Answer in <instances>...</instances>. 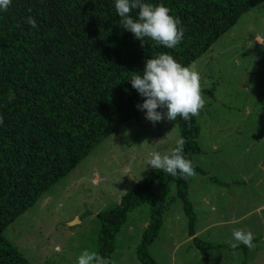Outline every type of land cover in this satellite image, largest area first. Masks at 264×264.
Masks as SVG:
<instances>
[{
  "label": "trees",
  "instance_id": "16d2710c",
  "mask_svg": "<svg viewBox=\"0 0 264 264\" xmlns=\"http://www.w3.org/2000/svg\"><path fill=\"white\" fill-rule=\"evenodd\" d=\"M260 1L144 0L163 3L180 18L184 37L175 48L136 39L120 26L115 0H12L6 12L0 11V264H33L6 239V227L98 143L139 119L137 105L146 98L132 87V74L142 72L147 59L160 53L185 66L195 62ZM131 14L137 18L138 10ZM28 16L38 27L26 23ZM169 123L179 126L195 173L207 174L195 160L202 152L197 116L190 122L178 116ZM189 182L190 177L151 170L119 204L99 214L97 252L113 264L117 234L129 213L147 204L150 222L137 255L143 264H158L149 249L163 226L173 185L195 247L205 257L226 248L197 235Z\"/></svg>",
  "mask_w": 264,
  "mask_h": 264
},
{
  "label": "rangeland",
  "instance_id": "374dc122",
  "mask_svg": "<svg viewBox=\"0 0 264 264\" xmlns=\"http://www.w3.org/2000/svg\"><path fill=\"white\" fill-rule=\"evenodd\" d=\"M205 106L197 116L207 174L190 177L189 199L205 241L226 245L207 257L188 236L189 219L176 186L149 252L158 264H264V0L243 14L195 61ZM163 111V109H158ZM142 111L108 136L4 231L33 264H77L85 248L98 251L99 214L119 204L152 168L155 152L170 151L181 131ZM150 222L147 204L129 213L116 237L113 264H143L137 255ZM206 227V229H204ZM233 229L254 234L255 248L233 250Z\"/></svg>",
  "mask_w": 264,
  "mask_h": 264
},
{
  "label": "clouds",
  "instance_id": "9594fccd",
  "mask_svg": "<svg viewBox=\"0 0 264 264\" xmlns=\"http://www.w3.org/2000/svg\"><path fill=\"white\" fill-rule=\"evenodd\" d=\"M12 0H0V11L6 12ZM115 9L120 17V26L132 32L134 37L145 42V38L154 41L153 47L162 45L175 48L184 37L181 20L170 14V9L163 3L152 4L144 0H115ZM133 9L138 10V17L132 16ZM31 12V9H28ZM26 23L38 27L32 16L26 17ZM132 87L145 97L137 108L145 112V118L153 124L164 120L175 121L177 117L190 122L198 116L205 106L202 78L195 62L185 66L172 55L160 53L147 59L142 72H134L130 77ZM10 100L13 97L9 98ZM158 109H166L158 111ZM0 124L3 117L0 116ZM183 138L177 139L176 146L165 153L155 152L148 159L152 168L163 170L175 177L178 174L187 180L195 176L192 161L184 154ZM233 240L229 241L233 250L239 244L249 249L255 248L254 234L243 229H233ZM77 264H111V261L97 251L83 249L77 258Z\"/></svg>",
  "mask_w": 264,
  "mask_h": 264
},
{
  "label": "crops",
  "instance_id": "0c3cea01",
  "mask_svg": "<svg viewBox=\"0 0 264 264\" xmlns=\"http://www.w3.org/2000/svg\"><path fill=\"white\" fill-rule=\"evenodd\" d=\"M204 229H206V227H205ZM200 234H202L201 231H200L199 229H197V235H198L199 237H200Z\"/></svg>",
  "mask_w": 264,
  "mask_h": 264
}]
</instances>
